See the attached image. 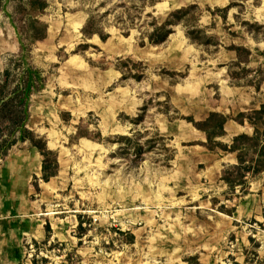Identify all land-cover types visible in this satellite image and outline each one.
<instances>
[{"label":"rangeland","instance_id":"rangeland-1","mask_svg":"<svg viewBox=\"0 0 264 264\" xmlns=\"http://www.w3.org/2000/svg\"><path fill=\"white\" fill-rule=\"evenodd\" d=\"M25 3L0 0V78L7 66L10 95L23 69L13 21L40 77L26 128L59 169L44 182L28 141L1 140L0 264H264V172L247 195L228 192L234 156L186 121L225 115L227 144L252 133L234 119L263 102L264 0ZM167 19L166 41L150 44Z\"/></svg>","mask_w":264,"mask_h":264},{"label":"trees","instance_id":"trees-1","mask_svg":"<svg viewBox=\"0 0 264 264\" xmlns=\"http://www.w3.org/2000/svg\"><path fill=\"white\" fill-rule=\"evenodd\" d=\"M30 8L44 11L46 8V0H26ZM224 19V17H223ZM13 24L15 33L17 34L19 47L22 52L20 62H22L23 69L16 80V87L12 90L10 95H7L6 89L11 81L9 69L6 66L0 78V126H5L1 131L4 134L0 135V156L6 155L7 144L5 140L14 133L18 134V140L21 142L28 141L32 148L42 156L40 164L41 180L47 182L51 177L57 175L58 162L52 151L47 149L43 141H37L34 135L26 128V122L29 119V101L31 94L37 90L36 83L39 82V72L31 68L26 62L25 43L20 36L19 28ZM174 23V20L167 19L160 25H155L151 33L147 35V40L150 44H161L166 41L171 33L169 26ZM27 31L29 32L32 41H38L45 38L46 28L41 23L35 20L26 21ZM191 40L194 39L193 32L186 33ZM234 52L238 57L242 52L249 53L244 47H233ZM186 121L190 123L195 129L204 134L205 142L203 146L213 152L220 150L224 154H231L234 156L235 164L226 166L221 172V181L226 185L228 192H235L237 189L241 195H247L249 183L252 178L258 177L264 172V94L263 102L258 110H253L250 113L239 112L237 118L234 119L238 124L243 125L245 122L252 128L251 134L241 133L235 135L229 144L224 143L221 139L225 136V124L228 118L218 112H209L206 118L200 122H195L193 119L187 118ZM6 132V133H5ZM4 152V153H3ZM5 162L7 158L4 159ZM1 174L5 173L6 167L0 168ZM224 212L227 211L226 209ZM233 211V210H232ZM14 215V214H13ZM81 228V227H80ZM46 238H49L50 227L45 226ZM20 251H14V257L19 258ZM188 264L197 261V258H189L186 260ZM32 264H34L32 262Z\"/></svg>","mask_w":264,"mask_h":264},{"label":"bare ground","instance_id":"bare-ground-1","mask_svg":"<svg viewBox=\"0 0 264 264\" xmlns=\"http://www.w3.org/2000/svg\"><path fill=\"white\" fill-rule=\"evenodd\" d=\"M226 129V128H225Z\"/></svg>","mask_w":264,"mask_h":264},{"label":"crops","instance_id":"crops-1","mask_svg":"<svg viewBox=\"0 0 264 264\" xmlns=\"http://www.w3.org/2000/svg\"><path fill=\"white\" fill-rule=\"evenodd\" d=\"M10 214V213H9Z\"/></svg>","mask_w":264,"mask_h":264}]
</instances>
